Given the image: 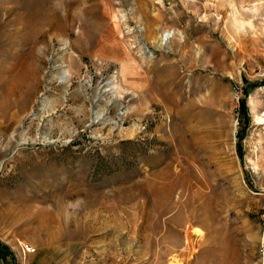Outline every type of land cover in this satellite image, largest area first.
Wrapping results in <instances>:
<instances>
[{
  "label": "rangeland",
  "instance_id": "rangeland-1",
  "mask_svg": "<svg viewBox=\"0 0 264 264\" xmlns=\"http://www.w3.org/2000/svg\"><path fill=\"white\" fill-rule=\"evenodd\" d=\"M22 14L35 19L14 36L24 46L5 35ZM0 36L19 88L17 114L0 117V264H203L216 246L264 264V0H0ZM19 50H35L28 82ZM236 91L250 117L242 155ZM167 162L211 192L192 200L210 211L154 253L125 254L145 250L126 228L152 219L126 216L119 194ZM21 242L36 251L24 256Z\"/></svg>",
  "mask_w": 264,
  "mask_h": 264
},
{
  "label": "bare ground",
  "instance_id": "bare-ground-1",
  "mask_svg": "<svg viewBox=\"0 0 264 264\" xmlns=\"http://www.w3.org/2000/svg\"><path fill=\"white\" fill-rule=\"evenodd\" d=\"M32 17L30 19V22H28V21L25 22L24 21V19H25L24 15L23 14L20 15V18H17V21H15L16 24H17V22H19L20 25L16 27V24H14L15 22H13L12 24H14L15 28L13 29V27H12L11 28L12 30H8L7 32H5V35L7 36V40L8 41H14L15 43H19V45L21 44V46H24L25 45L24 44V42H25L24 38H25V35L27 34V33L25 34V30L28 29L29 26L31 25V23H33L35 21V19ZM140 26H141V24H140ZM144 30L146 32L145 27L141 26L140 31H144ZM147 32H149L150 34H153L155 32V30L149 28ZM161 33H162L161 34V46L164 47L168 43V41L171 38H173L174 30H172L171 28H168V29L166 28V29H163ZM15 35H23L24 38L22 36L19 40H16V37H14ZM145 35H146V33H145ZM140 38H141V36H140ZM144 38H146V37H143V39ZM134 47H136V46H134ZM28 51H29V53H26V50H19V53L22 54L24 57L28 56V59L30 58L29 63L26 61V64H28V65L24 68L25 77H26L27 82L30 81L32 78H34V76L37 72V69L34 66V64H36L35 50H28ZM138 53H140L141 56H144V55L147 56L148 54H150L149 57H150V59L152 58V54L147 51L145 44H142V45L140 44V46L138 48ZM14 55H16V54H14ZM13 56H12V58H14ZM8 57H9V55H8ZM4 58L5 57L0 55V117L7 118L9 116L11 117V116H14L15 114H17V111H12L13 109H15L14 101L16 100V98L13 99L12 97L19 92V88L14 89V88L9 87L10 85H9L7 78L10 76L9 74L11 73V67L7 66ZM74 58H75V56H73V60L71 62L76 60ZM71 64H73V63H71ZM74 64H75V62H74ZM70 66L72 67L74 65H70ZM61 78L64 80V77H61ZM27 82L22 87V88H24V87L26 88V92L24 90L25 95H24V93H22V96H20V98H22V99L18 100V103L15 105L16 108H22V107L24 108V105L26 104V101L28 100V96L26 94H27L28 89L30 87H28ZM172 165L173 164L170 165L168 163L162 169H159L158 171L155 170L156 172L154 171L155 173H153V177L147 179L145 186H143L144 184L141 186L136 185L137 183L135 182L136 183L135 188H137V189L139 188L138 192H136V193L131 192L128 194L129 190L127 188H126L127 191L121 189L123 191L122 193L125 192V194L124 195L119 194V197H120V200L122 202L121 205H122V208L125 211V213H124V211H122V212L124 214H126V216H128L130 219H132L133 217H136V219L141 218L143 221L145 220V217H146V220L152 219L150 226L149 225L144 226V224H143L142 226L139 225L138 227L136 226L134 228H129V229L126 228L127 233H129L136 242H141V241L143 242V247L145 250H143V251L142 250H134L135 249V247H134V249H130V251H129V250H127L128 248L124 249L122 247L123 248L122 252L124 251L125 254H128L129 252L130 253L133 252V255L134 254L137 255L140 253H142L143 255L154 253L152 250L153 245L156 243L160 244V243L165 242L166 239L168 238V236L172 235L174 233L173 229H176V227H177V226L175 227L174 225H180L182 223L186 224L187 220L185 219L186 220V222H185L184 218L185 217L189 218L190 215L194 212H197V214H200L201 210L203 212L210 211V209H209L210 201H208V203L202 207H199L197 205H196V207H194L192 205V200L195 198L197 199L198 196L202 197V198H205L208 196L211 197L210 196L211 192H209V193L206 192L205 190L202 189V187H200L199 185L192 182V180L195 177L190 180V177L186 175L187 173L185 174L184 172H182L181 169L180 170L182 173H180L178 171V169H175L174 167L172 168ZM186 166H187V170H189L188 164ZM199 178H201V177H199ZM130 179H132V178H130ZM130 179H129V181H130ZM133 180H134V178H133ZM138 180H139V178H138ZM199 180H201V179H199ZM122 184H123V182H122ZM127 184H128V182H127ZM202 185H204L203 182H202ZM127 186H129V185H127ZM208 200H209V198H208ZM111 205L112 204H110V206ZM204 209H206V210H204ZM198 212H200V213H198ZM206 212H205V214H206ZM200 218L202 219V217H200ZM0 219H2V218H0ZM161 219L164 220V223H165L164 225H162L163 222L159 223ZM189 219H191V218H189ZM203 219H205V218H203ZM195 222H193V223H195ZM203 226H205V225H203ZM120 228H122V227H120ZM196 228H198V227H196ZM177 230L179 231L180 229H177ZM178 231L175 234H180ZM196 231H200V230L196 229ZM215 231H216V229H215ZM184 240H185V238H184ZM126 245L129 246L130 244H126ZM138 247H141V245ZM232 250L233 249L229 246H224V247L223 246H216L213 249V255H212L211 259L206 260V262H204L203 264H239L238 258L236 259V257L232 256V254H233ZM119 253H116V254H119ZM114 254H115V252L113 253V255ZM121 255H123V254L121 253ZM164 257H165V253L161 252V249H159V253L155 255V259H157L160 263V262H164V260H165ZM109 258L113 259V261H115L114 259H117V255H116V258L114 256L109 257ZM125 258H121L122 260L119 261V263L125 262ZM127 259H128V257H127ZM148 260L149 259H147V261ZM116 263H118V262H116ZM167 264H181V263L178 262L175 257H173L172 259L167 261ZM198 264H201V262H199Z\"/></svg>",
  "mask_w": 264,
  "mask_h": 264
},
{
  "label": "trees",
  "instance_id": "trees-1",
  "mask_svg": "<svg viewBox=\"0 0 264 264\" xmlns=\"http://www.w3.org/2000/svg\"><path fill=\"white\" fill-rule=\"evenodd\" d=\"M247 91V90H246ZM240 114L242 115V117L240 118V124H241V130L238 133V138H239V142L237 144L238 149L240 150V154L242 155V151H241V139L243 138V135L246 132L247 127L250 125V117H249V111H248V106H247V101L246 98H243L240 100ZM3 246H1L0 244V252L3 249ZM3 250H8V249H3ZM2 250V251H3Z\"/></svg>",
  "mask_w": 264,
  "mask_h": 264
},
{
  "label": "built area",
  "instance_id": "built-area-1",
  "mask_svg": "<svg viewBox=\"0 0 264 264\" xmlns=\"http://www.w3.org/2000/svg\"><path fill=\"white\" fill-rule=\"evenodd\" d=\"M235 98H236V101L239 103L240 94L238 91L235 92ZM20 251L25 256V255L34 253L36 251V247L31 245L30 243L21 242L20 243Z\"/></svg>",
  "mask_w": 264,
  "mask_h": 264
},
{
  "label": "water",
  "instance_id": "water-1",
  "mask_svg": "<svg viewBox=\"0 0 264 264\" xmlns=\"http://www.w3.org/2000/svg\"><path fill=\"white\" fill-rule=\"evenodd\" d=\"M61 82V81H60Z\"/></svg>",
  "mask_w": 264,
  "mask_h": 264
}]
</instances>
